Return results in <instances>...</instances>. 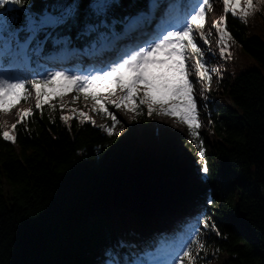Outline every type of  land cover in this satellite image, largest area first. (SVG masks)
Instances as JSON below:
<instances>
[{"label":"trees","instance_id":"obj_1","mask_svg":"<svg viewBox=\"0 0 264 264\" xmlns=\"http://www.w3.org/2000/svg\"><path fill=\"white\" fill-rule=\"evenodd\" d=\"M90 1L27 0L24 8H15L16 20L24 24L25 12L59 14L75 3L74 17L53 32L67 30L70 39H79L78 21ZM141 2L146 4L113 0L105 14L111 12L117 25ZM258 7L264 13L260 0H254ZM226 20L234 43L254 66L219 85L218 93L230 104L206 105L212 138L205 140L203 133L200 138L209 172L200 171L199 163L193 178L177 157L178 131L164 128L155 134L145 108L133 126L108 135L75 116L62 121L56 107L45 105L41 112L33 105L31 118L16 120L14 144L0 136V264H124L125 238L158 219L127 216L109 202L117 180L135 166L176 184L177 197L165 211L178 218L175 230L157 233L155 239L181 232L188 222L207 220L200 241L205 247L199 245L195 264H206L217 253L225 255L220 264H264V38L250 34L246 21L231 13ZM192 142L186 146L195 158L198 141ZM207 189L209 198L203 196Z\"/></svg>","mask_w":264,"mask_h":264},{"label":"snow or ice","instance_id":"obj_2","mask_svg":"<svg viewBox=\"0 0 264 264\" xmlns=\"http://www.w3.org/2000/svg\"><path fill=\"white\" fill-rule=\"evenodd\" d=\"M26 2L0 0V113L10 112L21 101L27 102L33 94L35 109L41 112L45 105L55 109L51 101L68 93L83 94L85 100L94 101L93 111L111 119L112 125L107 128V133L112 135L113 129L121 121L106 105L117 110L123 106L127 112L135 113L133 120L146 107L149 117L154 114L174 117L180 124L187 126L189 134L198 141L196 147L201 163L200 171L205 174L209 172L204 141L199 132L202 125L199 120L196 83L192 78H195L203 92L208 93L212 74L218 72V68L209 66L207 54L199 43L203 41L209 46L211 43L210 32L206 29L207 13L211 10L212 0H182L181 3H177V0H146L147 11H141L130 20L126 25V33L136 32L160 12L161 22L154 34H148L150 38L141 37L139 42L126 46L94 74L81 75L62 70L49 72L46 76L33 75L31 79L27 75L17 74L13 69L20 66L21 58L24 61L29 59V50L36 56L42 55L49 39L56 45L68 44L69 38L53 36V31L74 17L77 5L67 4L59 14L45 12L35 16L26 12L23 31L28 35L20 42L19 30L12 28L16 18L9 19L3 10L13 7L22 9ZM222 4L225 15L214 21L211 27L217 37L220 58L230 59L229 42L233 37L227 28L226 16L231 13L233 17L246 20L254 11V0H222ZM92 7L102 10L105 7L104 0H99ZM95 30V26L87 25L83 34L88 35ZM40 33H45L44 40L39 39ZM5 56H11V64L7 69ZM207 99L205 95V101ZM72 111L76 112L75 109ZM16 115L19 118L17 124H21L33 116V110L17 109ZM78 115L85 121L90 119L85 112H79ZM72 118L61 116V120L66 123ZM17 124L11 126L13 130ZM4 126L0 123V136L14 144L17 136L14 132L2 130ZM204 226H208L207 220ZM204 247L200 244V249ZM191 253V245L185 246L182 254L174 248L161 246L157 252L145 254L135 264H184L185 258H189L190 264H195L191 260Z\"/></svg>","mask_w":264,"mask_h":264},{"label":"rangeland","instance_id":"obj_3","mask_svg":"<svg viewBox=\"0 0 264 264\" xmlns=\"http://www.w3.org/2000/svg\"><path fill=\"white\" fill-rule=\"evenodd\" d=\"M261 2V0H260ZM264 6V3H261ZM262 7V6H261ZM8 9H5L3 11H6ZM211 12H214V9H211ZM216 16L213 18L212 22L209 20L208 21V27L206 31L210 32V46L206 45L203 43V41H199L201 46L203 47L204 51L207 54V59H208V64L210 67H216L218 68L217 73L212 74V78L209 84V92L205 93L201 90V86L195 81V78H192L194 80V83H196V95L198 98V107L200 110L199 114V120L201 122L202 127L199 129V131L203 132V137H205V140H211L212 134L211 130L208 126V122L205 116V105L209 101H215L217 99H221V101L225 102L226 104H230L229 101L223 97H220V94L218 93L219 91V85L222 84V81L225 79L231 78L233 74L240 70H245L247 68H251L254 66V62L250 61L248 59L247 61V56L245 53L232 41H230V52H231V58L230 59H221L219 56V50L218 46L216 43V35L214 29L211 27L212 23L216 21L217 19L220 18L223 14V7L220 8L219 10H215ZM211 13V14H212ZM210 15V14H209ZM214 15V13H213ZM246 24L248 28V32L250 34H256L260 35L261 37L264 38V13L260 12V7L255 9L254 12H252L247 18H246ZM211 22V24H210ZM210 24V26H209ZM14 47V45H13ZM227 56V53H226ZM52 67L50 66L49 69ZM21 74V73H17ZM85 74H93L92 72H89V69H83L81 72V75ZM205 95H207L208 99L205 101ZM75 97V98H74ZM52 104L55 105L57 108L58 112L61 113L63 116H76L79 119L83 120V118L79 117L78 113L79 112H85L87 113L88 117L90 118L89 121L92 122L93 124L99 126L103 132H107V128L111 127L112 122L111 119L98 111H93V105L94 101L85 100L83 98V95H77L76 93H68L67 95L55 99L51 101ZM35 104V95L33 94L27 102L24 104H19L16 106L15 109L11 110L8 113H0V123H3L5 126L2 130L9 131L10 133H13L12 125L15 124L17 120V115L16 111L18 110H25V109H30L31 106ZM61 105H63V108H61ZM109 108V111L113 112L116 114L117 118L121 121L120 124L116 125V127L113 129V133L115 134H121L126 130V126H133V116H135V113H130L127 112L123 106L121 109L117 110L110 105H106ZM98 107V106H97ZM72 109H75L76 112L74 113ZM146 109V107H145ZM8 116L7 120H3V117ZM88 121V120H87ZM151 124L152 128L155 131H160L164 128L167 129H175L178 131L181 137V141L177 143V157L181 161H185V163L190 167L192 177L197 178L198 176V169L199 167V159L197 156L193 158L194 156L192 155L193 152L190 150V147H187L186 145L189 146V144H194L193 137L189 134V130L186 125H182L179 123V121L174 118V117H169L165 115H153L151 117ZM138 129V128H137ZM137 131V130H134ZM186 140V144L184 141ZM209 147V146H207ZM209 149V148H207ZM207 153V151H206ZM170 219V218H168ZM167 226V222L165 223ZM164 224V225H165ZM163 223H161L159 226H162ZM201 231H199V234L204 235L205 234V229L204 225L201 224ZM158 230V229H157ZM149 231V230H148ZM151 232H149V235ZM145 240L141 238L140 240H133V242H137L142 244ZM131 245V242L129 243V246ZM199 245H195V247H192V253H191V260L193 259L196 251L198 250ZM130 249H133L130 246ZM225 255H221L217 253L215 256H211L209 261L206 264H220L221 261ZM126 264H134L132 261L131 262H126ZM184 264H190L189 258H185Z\"/></svg>","mask_w":264,"mask_h":264},{"label":"water","instance_id":"obj_4","mask_svg":"<svg viewBox=\"0 0 264 264\" xmlns=\"http://www.w3.org/2000/svg\"><path fill=\"white\" fill-rule=\"evenodd\" d=\"M171 178H156L144 167H131L115 183L109 202L114 207L143 216L162 209L176 197Z\"/></svg>","mask_w":264,"mask_h":264},{"label":"bare ground","instance_id":"obj_5","mask_svg":"<svg viewBox=\"0 0 264 264\" xmlns=\"http://www.w3.org/2000/svg\"><path fill=\"white\" fill-rule=\"evenodd\" d=\"M222 7H223L222 0H212V8L214 9V12H213L214 15H213V13H212V14L210 13V17H209V15H208L207 20H209V18H210V21L212 22L213 18L216 16V12H215V10H219V9L222 8ZM155 15H156V14H155ZM211 22H210V24H211ZM155 24H157V25L159 26V24H158L157 21H156V18L146 21L145 24H143V25H146V27H145V26L142 27V31H143V32H141V35H140V36L144 35L143 38H147V37H149L148 34H150V33L152 32V28H151V27H152V25H153V27H154ZM210 24H209V26H210ZM157 28H158V27H157ZM157 28H156V29H157ZM156 29H155V31H156ZM103 51L105 52L106 49H103ZM51 58H52V57H48L47 60L49 61ZM5 118H6V119H5ZM4 119L7 120V119H8V116L3 117V120H4ZM209 192H210L209 189L205 190V192H204L205 195H203V196L209 198ZM163 209H165V206L163 207ZM158 211H161V209L158 210ZM170 219H171V218H170ZM176 219H178V218H176ZM176 219H175V220H176ZM167 220H169V219H164V220H163V225L167 222ZM176 221H177V220H176ZM128 222H131V221H128ZM187 229H188V227L185 226L184 230H182V231L185 232ZM178 231H180V230H178ZM149 232H151V235L154 234V231H147V230H146V234H147V235L144 236V240H145V241H146V240H147V241L150 240ZM132 250H133V251H136V249H134V248H133Z\"/></svg>","mask_w":264,"mask_h":264}]
</instances>
